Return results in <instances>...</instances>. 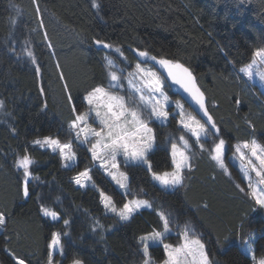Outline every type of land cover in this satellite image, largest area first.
Returning a JSON list of instances; mask_svg holds the SVG:
<instances>
[{"label": "trees", "instance_id": "16d2710c", "mask_svg": "<svg viewBox=\"0 0 264 264\" xmlns=\"http://www.w3.org/2000/svg\"><path fill=\"white\" fill-rule=\"evenodd\" d=\"M95 3L98 7L93 0H0V211L8 215L0 229V264H16L13 254L26 264H44L53 231L62 234L61 264L73 259L83 264H141L145 257L139 237L161 228L158 210L172 213L174 222L194 224L210 264H252L238 246L251 230L254 255L264 257V208L255 203L234 165L224 161L225 169L211 158L218 138L227 142L228 153L235 142L250 137L264 145V93L239 71L264 47V0ZM97 39L112 47L96 45ZM138 51L188 68L220 133L201 138V149L177 117L170 116L165 124L150 122L156 137L149 153L153 169H171L169 135L189 139L194 149L191 168L184 170L182 185L165 189L152 181L146 167L123 164L136 197L149 200L152 208L120 220L105 210L99 191L111 195L116 205L133 196L122 195L93 164L87 147L72 139L69 122L87 108L88 91L107 85L111 70L106 57L122 68L140 62L158 70L156 61L140 57ZM196 115L207 120L203 112ZM44 136L70 140L76 162L65 166L58 152L34 143ZM25 154L33 161L27 197L23 169L16 164ZM85 168L95 188L74 182L75 173ZM42 207L58 217L45 216ZM177 234H168L166 240L178 243ZM150 254L154 264L165 255L162 246L151 247Z\"/></svg>", "mask_w": 264, "mask_h": 264}, {"label": "snow or ice", "instance_id": "6c2138e0", "mask_svg": "<svg viewBox=\"0 0 264 264\" xmlns=\"http://www.w3.org/2000/svg\"><path fill=\"white\" fill-rule=\"evenodd\" d=\"M93 6L98 7L95 0H93ZM94 42L103 48L112 47L111 44H107L99 39ZM117 51L123 56L122 51L119 49ZM28 55L31 57L32 53L28 52ZM138 55L140 57H148L166 69L167 78H170L173 83L179 84L191 96L204 116L207 117V120L201 122L196 116L186 112L184 105L179 100L171 101L164 90L166 78L162 77L152 68L142 66L139 62L136 63L134 71L128 73V77L117 75L115 71L109 72V88L123 87L120 82L122 79H127L128 87L132 90V94L138 96L135 108L127 107L123 96L117 95L103 86L93 87L87 92L84 100L87 102L88 110L78 112L74 116V119L69 124V130L70 133H74V139L79 144L89 143L90 138L95 140V143H92L91 148L88 149L91 152V160L93 162L99 161V167L123 190L122 195L133 196V199L128 200L123 203L122 207L118 208L112 196L107 195L104 191L99 192L105 209L115 213L120 220H129L139 209L145 207L152 208V204L148 200L135 198L136 194L127 182V174L119 172V164L116 162L118 155L124 157L125 163H134L146 167L152 179L165 189L182 185L184 170L191 168V158L187 151L191 145L185 135H180L179 137L172 138L170 141L171 170L158 172L153 169L149 153L153 151L156 145V137L154 130L149 127L150 122L158 121L164 124L169 120L170 116L172 119H176L178 116L177 123L186 134L190 133L191 136H194L196 138L195 143L198 144H200L202 137L220 133V129L212 117L208 115L204 94L196 86L195 77L188 68L173 60L165 58L157 60L154 56L150 57L147 51H138ZM113 63L112 59L107 60L108 66L111 67ZM258 64H264V47L257 48L253 52L251 61L241 67L239 71L251 78L254 75V68ZM255 74L264 81V72H256ZM68 100L70 103L72 102L70 94L68 95ZM172 103L175 104V107L170 112L168 109ZM2 106L3 102H0V107ZM72 110L76 112L74 103H72ZM90 118L93 122H99V129L89 125L88 121ZM212 130L215 131L213 132ZM34 143L42 147H48L54 152L58 151L59 155L66 162L76 161V152L73 150L71 141L62 143L58 138L45 136L43 140H36ZM225 146L226 141L223 138H218V142L214 143V147L212 148L211 158L220 167L226 169V165L224 164ZM200 147L203 149L204 145L200 144ZM245 150L250 153V156L246 155ZM235 152L239 154L242 162H246V174L248 172H255V175L259 177L255 186L249 179L248 187L251 189V196L255 200V203L260 208H264V145L259 144L253 139L245 141L242 144H237ZM251 157H254L259 164L253 163ZM32 163L33 161L28 154L23 155L16 161L17 167L23 169V195L25 197L29 195L28 178L32 175L30 171ZM65 166H68V164L66 163ZM74 180L81 186H86L91 182L92 186L96 187L95 183L92 182L89 168H85L79 172L74 177ZM41 210L45 216H51L53 219L58 217V213L49 208L42 207ZM157 215L161 222V228L159 230L153 229L151 232L139 237L141 251L145 257L143 264H154L150 254V248L153 246L163 247L166 254L163 264H209L205 246L199 237L195 235L194 229H191L186 224L178 233L181 243L177 245L165 243L168 234L173 230L171 225L174 221L171 213H166L163 210L158 211ZM7 220L8 215L0 211V226L5 225ZM64 223L68 224V221L65 220ZM97 226H100L99 222H97ZM61 235L58 232L52 234L51 242L48 245L50 249L48 264H52V250L59 249L61 252L63 251ZM13 258L16 264H26L25 259L21 257H16L13 254ZM72 264H83V262L79 259H74ZM255 264H264V258L256 261Z\"/></svg>", "mask_w": 264, "mask_h": 264}, {"label": "rangeland", "instance_id": "374dc122", "mask_svg": "<svg viewBox=\"0 0 264 264\" xmlns=\"http://www.w3.org/2000/svg\"><path fill=\"white\" fill-rule=\"evenodd\" d=\"M108 59H111V58H109V57H106V61L108 60ZM251 61V60H250ZM249 61V62H250ZM248 62V63H249ZM136 63H138V62H135V63H133V64H131V65H129V66H126V67H124V68H122L121 66H119L115 61H114V63H113V65L110 67L109 66V69L111 70V71H115L116 73H117V75H120V76H123V77H128V73H130V72H133L134 71V69H135V65H136ZM140 63V62H139ZM247 63V64H248ZM142 64V66H144V67H147V68H152L153 70H155V71H157L161 76H162V74L157 70V69H155V68H153L150 64H147V63H141ZM246 65V64H245ZM243 67V66H242ZM256 72H264V64H258L255 68H254V75L251 77V78H249L247 75H245L244 73H242L241 72V74H242V76H243V78L246 80V82H249V83H251L252 85H254V84H256L258 87H259V89L261 90V92H263L264 93V81H262L260 78H259V76L258 75H256L255 73ZM163 77V76H162ZM122 85H123V87H120V88H109V77H108V82H107V85H104L103 87H105V88H108L109 89V91H112V92H114L115 94H117V95H120V96H123L124 97V100H125V104L127 105V107H129V108H135L136 106H137V102H138V96L137 95H133L132 94V90L128 87V81H127V79H122L121 80V82H120ZM167 81H165V92H166V94L169 96V98H170V100L171 101H176V100H179L183 105H184V108H185V111L186 112H189V113H191L192 115H194V116H196V118L197 119H200L197 115H196V113L195 112H193L192 110H191V107H189V106H186L185 104H184V101L180 98V97H174L173 95H171L169 92V90H168V88H167ZM99 86H101V85H99ZM87 95V94H86ZM85 97V96H84ZM86 102V101H85ZM86 104H87V102H86ZM175 107V104L174 103H172L171 105H170V107H169V111L170 112H172V110H173V108ZM88 110V105H87V108H85V109H83L82 111H80V112H85V111H87ZM141 111H143V110H141ZM179 119V117L177 116V120ZM201 120V119H200ZM71 122V121H70ZM70 122H69V124H70ZM157 123H160V122H158V121H156ZM201 122H203L202 120H201ZM88 123H89V125H91V127H93V128H97V129H99V122L98 121H96V122H93V120L90 118L89 119V121H88ZM167 123V122H166ZM161 124V123H160ZM165 124V123H164ZM179 125V124H178ZM180 126V125H179ZM149 127H151L153 130H154V127L149 123ZM190 136H191V134L190 133H188ZM180 136V135H179ZM179 136H174V135H169V137H167V143H166V146L168 145V148H169V150H170V147H171V143H170V141L172 140V138H174V137H179ZM45 137V136H44ZM44 137H42V138H39V139H37V140H43V138ZM71 137H72V139L73 140H75L74 139V133H72V135H71ZM192 138H194V139H196L194 136H191ZM208 137V136H207ZM207 137H202V138H207ZM53 138H57V137H53ZM59 139V138H58ZM253 139H255L258 143H259V141L255 138V137H250L248 140H243V141H240V142H235L233 145H232V148H233V151L231 152V153H228V151H227V149H228V144H227V142H226V146H225V155H224V161L226 162V164L227 163H230L231 165H234L235 167H236V169L238 170V172H239V175H240V178H241V181L243 182V184L248 188V191H249V194L251 195V189L248 187V184H249V179L251 180V183L255 186V185H257V182H258V180H259V177H257L256 175H255V172H248L247 174H246V172H245V168L247 167V165H246V162H242L241 160H240V158H239V154H237L236 152H235V146L237 145V144H242L243 142H245V141H251V140H253ZM60 140V139H59ZM62 143H66V142H69L70 140H68V141H62V140H60ZM76 141V140H75ZM77 143H79L78 141H76ZM201 142V141H200ZM92 143H95V140L93 139V138H90V141H89V143H85V144H81V145H85L86 147H87V150L89 149V148H91V144ZM190 143V142H189ZM197 145H199L200 146V144H202V143H200V144H198V143H196ZM260 144V143H259ZM190 145H191V143H190ZM38 146H40V145H38ZM156 146V145H155ZM155 146H154V148H155ZM41 148H48V147H42V146H40ZM48 149H50V148H48ZM50 150H52V149H50ZM53 151V150H52ZM188 151V155L190 156V153H191V151H194V149H193V147H192V145H191V147L187 150ZM56 152H58V151H56ZM59 153V152H58ZM88 153H89V155H90V157H91V152L90 151H88ZM245 153H246V155H249L250 156V153H248L247 152V150H245ZM251 159L253 160V163H255V164H259V162L258 161H256V159L254 158V157H251ZM63 160V159H62ZM76 160H77V157H76ZM76 162V161H75ZM75 162H66V161H64L63 160V164L64 165H66V163L68 164V166H71V165H73ZM116 162L119 164V172H123V173H126V171L123 169V167H122V165L123 164H128V163H125L124 162V157L122 156V155H118L117 156V160H116ZM93 164L96 166V167H98L109 179H110V181L114 184V186H116V188H118L121 192L123 191V190H121L116 184H115V182L114 181H112L111 180V178L99 167V161H96V162H93ZM84 169H82V170H79V171H77L76 173H75V175H74V177L75 176H77L78 175V173L79 172H81V171H83ZM171 169H167V170H163V171H170ZM158 172H160V171H158ZM127 174V173H126ZM90 175H91V173H90ZM246 175H247V178H246ZM127 176H128V174H127ZM74 177H73V180H74ZM150 177H151V179H152V176H151V174H150ZM152 181H154L153 179H152ZM74 182H75V180H74ZM92 182H94L93 181V179H92ZM128 182V181H127ZM158 186H160L159 184H158V182H156V181H154ZM76 183V182H75ZM77 184V183H76ZM78 185V184H77ZM79 186H81V185H79ZM86 186H92V183L91 182H89ZM82 187H85V186H82ZM161 187V186H160ZM169 189H172V188H169ZM100 192V191H99ZM107 194V193H106ZM107 195H109V194H107ZM111 196V195H110ZM135 198H138V197H135ZM130 199H133V198H130ZM130 199H127L125 202H127L128 200H130ZM138 199H144V200H147V199H145V198H138ZM149 201V200H148ZM124 202V203H125ZM150 202V201H149ZM103 204V203H102ZM123 205V204H122ZM122 205H116L118 208L119 207H122ZM104 206V205H103ZM105 208V207H104ZM146 208V207H145ZM142 209V208H141ZM106 210V209H105ZM107 211V210H106ZM158 211H160V210H158ZM108 212H110V211H108ZM110 213H112V212H110ZM167 213V212H166ZM169 213V212H168ZM113 214H115V213H113ZM116 215V214H115ZM171 215H172V213H171ZM117 216V215H116ZM118 217V216H117ZM119 218V217H118ZM189 225L190 226V228L191 229H194V231H195V235L197 236V237H199V239L203 242V240L201 239V236L199 235V233L195 230V227H194V224H192V223H190V222H183V223H178V222H174L172 225H171V227H172V232L171 233H179V231L183 228V226L184 225ZM0 229H1V226H0ZM58 231H53L52 232V234L53 233H57ZM151 232V231H150ZM148 233V232H147ZM146 234V233H145ZM145 234H143V235H145ZM178 235V234H177ZM142 236V235H141ZM179 236V235H178ZM51 238H52V236H51ZM254 239H255V234H254V231L253 230H251V232L249 233V236L246 238V239H244V240H242L241 242H239V244H238V246H239V248L246 254V255H248L250 258H251V260H252V264H255V262L256 261H259L261 258H257V257H255V255H254ZM51 242V239H50V241L48 242V245H49V243ZM165 243H171V242H169L168 240H165ZM179 243H181V238L179 237V241H178V243H176V244H173V245H177V244H179ZM172 244V243H171ZM203 244H204V242H203ZM205 246V245H204ZM49 251H50V249H49V247H48V256H49ZM205 251H206V249H205ZM165 253V252H164ZM55 254H58V256H61V257H57V258H54V255ZM64 255V253H63V251L61 252L59 249H57V250H52V264H61L62 263V256ZM166 258V254L164 255V259ZM254 258H255V261H254ZM262 258H264V257H262ZM145 259V258H144ZM164 259L162 260V261H160V262H157L156 264H163V261H164ZM74 260V259H73ZM73 260H71V261H69L68 263H66V264H72V261ZM209 260V259H208ZM144 261V260H143ZM44 264H48V257H47V261L44 263ZM141 264H143V262L141 263ZM209 264H210V262H209Z\"/></svg>", "mask_w": 264, "mask_h": 264}, {"label": "water", "instance_id": "95a60500", "mask_svg": "<svg viewBox=\"0 0 264 264\" xmlns=\"http://www.w3.org/2000/svg\"><path fill=\"white\" fill-rule=\"evenodd\" d=\"M158 70L162 74V76L166 78V81H167L168 85L174 91L178 92L180 94V96L190 104V106L193 108V110L195 112H197L198 114L202 113V111L199 109V106L191 98V96L179 84H175V83L172 82V80L170 78H167V70L166 69H164L163 67L158 65ZM195 83H196V80H195ZM196 86H197V83H196ZM204 101H205V99H204Z\"/></svg>", "mask_w": 264, "mask_h": 264}]
</instances>
